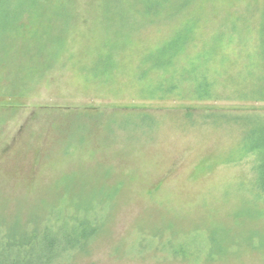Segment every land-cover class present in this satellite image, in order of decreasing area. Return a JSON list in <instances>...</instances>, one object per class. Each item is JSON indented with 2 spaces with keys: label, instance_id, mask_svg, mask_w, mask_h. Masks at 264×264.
<instances>
[{
  "label": "rangeland",
  "instance_id": "1",
  "mask_svg": "<svg viewBox=\"0 0 264 264\" xmlns=\"http://www.w3.org/2000/svg\"><path fill=\"white\" fill-rule=\"evenodd\" d=\"M112 7L70 0L48 66L32 62L36 39L10 40L0 60V218L13 224L16 212L71 200L70 210L102 206L107 231L81 264H264V101L153 98L164 82L141 77L143 54L181 20L196 19L192 55L221 30L256 35L264 0H193L178 20L131 26L126 39ZM109 42L107 74L99 59ZM232 50L240 60L229 59L230 74L241 80L248 60ZM236 81L227 75L218 89L235 93ZM181 247L187 259L174 258Z\"/></svg>",
  "mask_w": 264,
  "mask_h": 264
},
{
  "label": "trees",
  "instance_id": "2",
  "mask_svg": "<svg viewBox=\"0 0 264 264\" xmlns=\"http://www.w3.org/2000/svg\"><path fill=\"white\" fill-rule=\"evenodd\" d=\"M103 1L113 6L110 16L118 26L115 27L116 32L121 34L118 37L125 39L132 28L146 22L164 23L178 20L193 2ZM69 3L70 0H0V60H5L11 54L10 40L22 35L29 43L30 37L37 40L33 42L38 44L37 58L32 59L34 65L44 67L51 64L58 56L54 47L61 40L59 32L68 25L71 17ZM26 19L30 21L29 24H24ZM179 24L168 39L142 56L141 77L148 78L144 80V85L153 87L158 80L164 82L158 85V95L151 97L155 98L160 94V97L169 95L192 100L226 98L264 101V12L256 35L241 37L232 30H221L192 55H186V51L195 32L196 19L191 15ZM49 42L51 46L47 47ZM115 44L109 42V52L99 59V65L107 70V74L113 64L111 53ZM194 45L196 43H193ZM232 48L239 49L242 52L240 58L248 60V69L241 72V80L240 75L230 74L232 70L229 67V59L240 60L234 57ZM24 50L30 52L26 48ZM227 75L233 77L235 82L236 79L241 81L237 83L235 93H222L218 89L219 82ZM180 89L186 90L187 94L183 96L184 93L176 92ZM216 113H210L209 116ZM142 116L149 118L148 115ZM141 125L147 128L151 123L142 120ZM257 128L259 136H263V139H259V147L263 150L264 123ZM251 151L246 149L242 155ZM260 167L261 179L257 186L264 193V160ZM73 201L47 205L49 208L57 207L56 209L47 210V206H42V215L33 217H27V213L22 215L16 212L18 220L13 224L8 221L11 216L2 211L4 218H0V264H81L93 250L96 241L107 231L109 219L102 220L99 214L102 206H81L80 210H70ZM58 207H63L65 211L57 210ZM172 253L175 259L189 257L182 247L172 249Z\"/></svg>",
  "mask_w": 264,
  "mask_h": 264
}]
</instances>
